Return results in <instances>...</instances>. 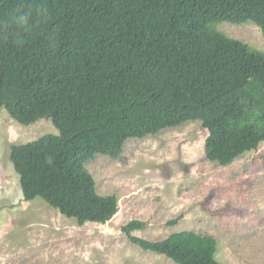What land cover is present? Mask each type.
Instances as JSON below:
<instances>
[{"label": "trees", "instance_id": "trees-1", "mask_svg": "<svg viewBox=\"0 0 264 264\" xmlns=\"http://www.w3.org/2000/svg\"><path fill=\"white\" fill-rule=\"evenodd\" d=\"M256 24L264 0H0V106L21 124L50 117L59 134L11 146L25 200L40 197L79 224L104 223L117 197L96 191L85 163L116 158L128 138L188 121L208 132V160L230 164L264 142V51L217 30ZM141 249L176 264H223L217 241L191 230Z\"/></svg>", "mask_w": 264, "mask_h": 264}, {"label": "rangeland", "instance_id": "rangeland-1", "mask_svg": "<svg viewBox=\"0 0 264 264\" xmlns=\"http://www.w3.org/2000/svg\"><path fill=\"white\" fill-rule=\"evenodd\" d=\"M215 28L264 51L254 23ZM50 117L29 124L0 106V264H176L133 244L132 234L155 241L181 230L212 236L223 264H264V142L230 164L207 159L208 132L188 121L143 138H128L118 157L97 154L85 163L99 194L117 197L106 222L79 224L40 197L25 200L10 159L11 146L59 134Z\"/></svg>", "mask_w": 264, "mask_h": 264}]
</instances>
